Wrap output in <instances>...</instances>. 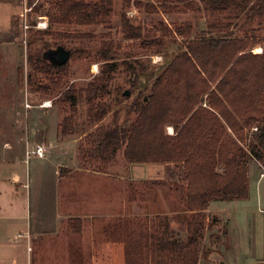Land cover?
<instances>
[{
	"label": "trees",
	"instance_id": "16d2710c",
	"mask_svg": "<svg viewBox=\"0 0 264 264\" xmlns=\"http://www.w3.org/2000/svg\"><path fill=\"white\" fill-rule=\"evenodd\" d=\"M196 1L166 0L161 8L171 12L182 3L194 7ZM200 1L212 10L264 15V0ZM134 4L155 10L142 1ZM128 5L121 13L122 32L128 39L142 40L144 47L148 34L127 16ZM113 6L114 0H58L49 19L108 24ZM186 30L179 27L176 32L185 35ZM154 44V52L163 55V62L152 66L141 56L125 55L106 42L98 51L103 62L100 74L86 87L73 83L62 92L71 109L62 122V135L73 132L80 98H99L87 110L97 127L86 134L80 147L85 162L106 172L123 152L129 164L180 163L187 183L178 210L169 208L173 202H166L167 207L162 204V190L165 194L167 188L162 189L160 182L131 183L129 198L138 201L145 215L108 224L103 230L105 241L94 246L97 263L103 257L110 264H199L202 257L210 256L203 242L205 212L211 202L248 199L249 160L264 165V38L239 36L226 26L211 24L178 41L173 51L164 41ZM258 44L263 46L261 53L253 51ZM29 61L37 76L43 73L52 82L68 65L45 55L30 56ZM120 64L129 77L126 85L117 87L112 103L107 96ZM28 79L34 81L36 76L30 73ZM114 104L118 108L114 109ZM111 112L112 119L101 123ZM168 126H173V134L168 133ZM251 127L257 130L248 145H242L246 129ZM175 220L182 223L183 230L173 227Z\"/></svg>",
	"mask_w": 264,
	"mask_h": 264
},
{
	"label": "rangeland",
	"instance_id": "374dc122",
	"mask_svg": "<svg viewBox=\"0 0 264 264\" xmlns=\"http://www.w3.org/2000/svg\"><path fill=\"white\" fill-rule=\"evenodd\" d=\"M57 1L0 0V3L13 4V7L2 6L0 9L1 149L6 147L5 141H16L18 144L22 141L24 143L32 131V124L38 127L40 123L47 121L49 124L48 138L58 133L62 134L60 130L62 122L71 113L70 103L64 99L62 92L73 83L78 87H86L94 80L95 76L100 74L103 62L99 60L98 51L106 42L113 43L123 54L133 57L141 56V59L145 60L147 64L154 66L163 62V55L154 52L157 49L155 41H164L165 46L173 51L177 48L178 41L203 32L211 24L226 26L239 36L253 35L255 38H264V15L250 13L238 15L231 10H212L200 0L196 1L194 7L185 3L179 4L171 12H164L161 8V3L166 0H114L112 18L108 24L51 22L49 18L55 12ZM137 1L151 4L155 10L140 9L134 4ZM126 3L131 5L125 8L127 16L132 23L142 25L145 33L148 34L145 36L146 45L144 47L142 40L128 39L122 32L121 13ZM179 27L187 28V34H178L176 31ZM260 47V44L256 45L254 52H261ZM60 48L73 51L64 73L57 74L54 77V82L43 73H39L37 76L29 57L46 54L52 57L54 56L53 52L57 53L56 51ZM123 67V64H120V70L115 74L110 85V95L107 96V99L111 102L117 87L126 85V80L129 77ZM30 73L36 76L34 79L36 83L28 79ZM98 99L90 100L85 95L80 98L77 112L74 114L73 132L64 135L65 138L72 137L70 135L87 134L97 127V124L95 125L89 120L87 110L89 106L97 103ZM45 102L49 108L44 109L41 106ZM116 108L118 106L114 104V109ZM112 117L113 113L111 112L101 123L109 122ZM123 118L124 114L121 120ZM169 127L171 128L169 129ZM167 131L170 134L174 133L173 126H168ZM255 131L253 127L246 129L242 145H248ZM16 135L22 140L15 139ZM84 140L85 137L82 141ZM50 142L49 139L44 144L50 145ZM49 153H52L51 150ZM49 158H52L51 163L60 164V159L57 156L51 155ZM119 158L120 156H118V160ZM123 159L121 156L119 170L122 169V173L127 174L124 172ZM254 161V158L249 160L250 190L254 196L251 199L249 196V200L236 199L239 201H236L235 204L230 200L231 203L219 206L218 201H213L211 207L205 212L206 230L203 244L210 249V256L202 257L199 264H247V260L251 261L250 256L253 255L252 251H248V249L250 247L252 249L256 243L264 245V223H258L255 226L252 225V218H249V213L254 212V208L259 205L257 196L260 194L264 205V178L256 184L261 171L256 170L255 164L252 163ZM117 164L118 162H115L111 168L114 173H116ZM48 175L49 179L52 178L51 173ZM130 176L148 179L150 183L160 182L162 189L167 188L168 181L171 180L170 185H176L175 193L178 200H170L168 189L165 194L163 189L162 204L167 207L166 202H173L168 204L170 209L182 208L179 202L185 196L187 187V183L183 180L182 164L167 166L161 163L136 164L131 169ZM32 182H35L34 179ZM51 182L52 188L53 180ZM21 196L25 198V193ZM19 208L21 213L26 212L25 201L19 205ZM261 215L264 217V214ZM172 225L175 229L183 230L184 227L177 220L173 221ZM258 230L262 235H256Z\"/></svg>",
	"mask_w": 264,
	"mask_h": 264
},
{
	"label": "crops",
	"instance_id": "0c3cea01",
	"mask_svg": "<svg viewBox=\"0 0 264 264\" xmlns=\"http://www.w3.org/2000/svg\"><path fill=\"white\" fill-rule=\"evenodd\" d=\"M12 5L1 2L0 9ZM48 129L47 121L38 127L32 124V131L24 143L5 141L6 147L0 148V264H110L108 258L101 257L99 263L95 261L94 246L105 241L103 230L108 224L120 218L145 215L138 201L130 200L129 192L131 183L148 179L130 176L131 169L138 163L129 164L123 159L127 174L119 170L123 153L116 161V173L112 169L97 170L80 154L86 133L65 138L57 132L48 138ZM15 139L22 140L17 135ZM49 139L51 142L45 144L48 150L44 157L30 154ZM51 155L57 156L60 164L51 163ZM252 163L258 172L261 171L256 180L258 184L264 178V165L256 159ZM170 183L171 180L167 186L168 197L176 201V185ZM24 193L25 198L21 196ZM253 196L250 190L249 199ZM257 198L259 205L249 213L255 226L264 223V217L260 216L264 214L263 198L261 194ZM24 201L26 212L21 213L19 205ZM236 201L239 200H232L234 204ZM227 203L231 201L217 202L218 206ZM80 226L81 231L78 230ZM257 234L262 235L260 230ZM252 249H248L253 255L247 264H264V245L256 243Z\"/></svg>",
	"mask_w": 264,
	"mask_h": 264
},
{
	"label": "water",
	"instance_id": "95a60500",
	"mask_svg": "<svg viewBox=\"0 0 264 264\" xmlns=\"http://www.w3.org/2000/svg\"><path fill=\"white\" fill-rule=\"evenodd\" d=\"M56 52L57 53H55V51L53 52L54 56H52V57L48 56V54H46L45 56L47 58H50L53 62H57V63H61V64L68 62V60L70 59L71 52L69 50H65V49L60 48ZM51 55H52V52H51ZM126 94H130V92L127 91Z\"/></svg>",
	"mask_w": 264,
	"mask_h": 264
},
{
	"label": "built area",
	"instance_id": "2783aa9c",
	"mask_svg": "<svg viewBox=\"0 0 264 264\" xmlns=\"http://www.w3.org/2000/svg\"><path fill=\"white\" fill-rule=\"evenodd\" d=\"M261 51H262V49H261ZM27 106H30V105L27 104ZM41 106H47V103L45 102V103H43ZM170 128H171V127H169V129H170ZM253 129H254V130H257V127H253ZM172 134H173V132H172ZM47 150H48V147H47L45 144H39V145L36 147L35 150H32V151L30 152V154L33 153V154H36V155L39 156V157H44V156L46 155Z\"/></svg>",
	"mask_w": 264,
	"mask_h": 264
}]
</instances>
